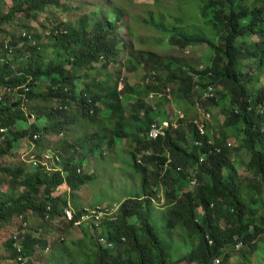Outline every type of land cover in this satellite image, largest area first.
Wrapping results in <instances>:
<instances>
[{
    "label": "trees",
    "instance_id": "obj_1",
    "mask_svg": "<svg viewBox=\"0 0 264 264\" xmlns=\"http://www.w3.org/2000/svg\"><path fill=\"white\" fill-rule=\"evenodd\" d=\"M11 1L6 12L0 6V25L22 12L35 18L44 6L61 5L60 0ZM123 13L111 10V17H104L98 8L68 29L56 21L48 22L47 28L42 24L51 38L49 45L29 46L30 54L19 48L30 35L24 32L25 38L17 39L0 28L4 35L0 38V187L6 180L10 185L7 190L0 188V222L17 217L21 230L6 243L12 258L19 264V257L25 264H34L37 248L51 249L45 235L30 231L29 215L42 220L46 230L71 235L73 223L59 221V217L66 207L71 206L77 214L85 209L68 201L69 193L83 181L78 171L85 161L74 156L64 161L61 152L49 149L43 139L44 134L66 131L65 124L76 118L99 124L105 132L97 144L100 153L103 145L111 148L116 139L135 141L133 167L143 175L144 195L126 199L118 218L103 222L101 235L83 227L80 239L64 242V236L60 237V244L51 249L52 260L59 264H177L171 253L172 241L161 236L163 231L176 229L181 231L183 245H189L184 260L190 264H216L217 257H222L218 264H229L228 250L239 242L240 248L247 244L253 251L260 249L264 242V0H205L197 18L206 24L193 35L179 31L177 23L171 27L162 21V11L156 20L150 12L147 22L170 34L171 44L185 49L206 43L215 53L210 55V65L196 69L153 52L136 53L134 62L132 52L128 69L135 63L146 67L139 89L125 84L120 90L119 81L114 82L108 72L117 65L121 51L129 47L116 37ZM24 28L28 29L27 23ZM252 65L255 75L251 77L245 71ZM100 72H104L101 79L97 77ZM170 83L177 89L169 87ZM210 86L216 94L206 98ZM195 88L198 101H203L201 118L186 122L190 108L182 112L179 122L171 116L167 119L168 107L175 99L179 104L196 105ZM53 100L58 102L56 108H47L46 103ZM131 100V114L126 118L124 102ZM72 103L77 114L69 116L67 109ZM221 108L224 126L213 130V115ZM161 118L167 119L170 127L166 137L153 141L150 128L162 123ZM232 137L236 145L229 142ZM68 147L74 148L73 144ZM29 150L35 158L27 166L1 162ZM144 151L150 155L145 162L155 168L152 181L156 189L148 168L136 162V153ZM45 154L58 159L60 170H50L52 160L42 158ZM241 168L248 173L247 183L240 177ZM161 189L168 208L164 227L150 220L153 200ZM111 243L114 245L109 246ZM124 244L122 252L114 249Z\"/></svg>",
    "mask_w": 264,
    "mask_h": 264
},
{
    "label": "rangeland",
    "instance_id": "obj_2",
    "mask_svg": "<svg viewBox=\"0 0 264 264\" xmlns=\"http://www.w3.org/2000/svg\"><path fill=\"white\" fill-rule=\"evenodd\" d=\"M8 1L9 2H7V0H0V6L5 12L8 11L13 4L11 0ZM204 1L205 0H60L61 5L59 7L44 6L35 18L28 17L23 12L19 13L14 19L10 20L9 23L0 25V28L2 33L14 34L17 39L20 37L25 38L24 32L30 35L31 38H27L26 45H24V43L19 45V48L26 52L25 54H30L28 50L29 46H34L35 44H43L44 46L49 45L51 38L48 36V30L46 28L49 26L48 22L50 21L59 22L65 29H68L69 25H75L80 18L84 16L87 17L88 14L95 12L98 8H101L104 17H111L109 14L111 10H117L119 12L122 10L124 13L118 23L119 29L116 37L118 40L127 43L129 47L121 51L117 58V65L110 68L108 72L113 74L114 82L116 80L119 81L118 85L121 82L124 86L125 84H129L131 87L139 89L140 85L142 86V84H144L143 77L146 67L145 64L138 65L135 63V67H133L132 70L128 69L129 61L131 60L129 59V55L132 52L135 53L134 62H136V53L153 52L159 55L160 58L175 59L181 65H186L191 68L202 69L211 64L210 55L215 52L208 44L195 43L189 45L185 49L178 48L171 44L170 34L165 33L161 28L155 26L154 22H147L150 17V12L153 13L156 20V17L161 16L159 12L162 11L165 17L161 16V19L169 26L173 27L177 23L178 29L181 32H186L191 35L199 33L201 32L203 23L206 24L203 18H199L200 20L197 18L199 7ZM187 2L191 4L188 5ZM25 23L28 24V29L24 28ZM42 24H45L46 28L43 27ZM207 26L213 28L211 25ZM207 31L209 32L208 29ZM2 33L0 32V38L4 36ZM5 40L9 42L10 38L7 37ZM252 40L256 41L258 38H252ZM248 42L250 41L248 40ZM47 51L50 52L49 49ZM43 52L46 55L45 50ZM10 59L12 60V57H10ZM253 66L254 65L249 66L245 71V73L251 77L255 75ZM157 72L160 73V71ZM103 73L104 72H100L97 77L101 79ZM169 87L177 89L176 85L173 83H170ZM175 95L176 93H174V98H176ZM192 95L195 96L193 100L196 105L187 102V105H183V102H181L180 105L175 99L174 103L170 104L168 107L167 119H170L169 117L171 116L172 121L179 122L183 114L182 112L186 109L190 110V108L191 112L186 122H192L197 118L200 119L202 112L201 108H204V106L203 101H198L200 99L198 88L193 90ZM133 100L129 103L126 101L124 102L126 107V118L131 114L130 105L134 103ZM57 105L58 102L55 100L46 103V107L49 109L56 108ZM76 108V104L72 103V107L67 109V115H76ZM202 116L204 117V115ZM162 118V121L167 120ZM33 120L32 118L31 121ZM105 122L109 126L108 121L105 120ZM224 122V108L217 109L213 115V125L216 126L213 130H216L215 128H223ZM107 124L105 126H107ZM219 125H221V127H218ZM65 128L66 131L59 134H44L43 139L49 146V149L56 148L58 152H61V158L63 157L62 159L64 161L71 158V156L85 161V166L80 169L82 171H78V173H81L80 177H82L80 179L83 181H80V186L75 192L70 191L71 193L68 195V201L73 207L78 205L81 208H109L113 213V217L111 218L116 220L119 216L121 205L126 199L133 195H144L143 175L137 173L133 167L135 160H132V156L137 147L135 141L132 138L128 140L116 139L115 145L111 148L103 145L101 148L102 152L100 153L97 144L99 143V137H103L105 132L101 130L99 124H90L82 118H76L75 122L72 121L69 124H65ZM128 130L132 132V129ZM94 134H96V136H93ZM90 136L92 137L90 138ZM229 142L232 143V145L237 144L234 137H232ZM71 144L74 146L72 150L68 147ZM63 148L66 150H63ZM51 154L53 153L51 152ZM136 154V162L141 166L147 167L150 171V180L153 186L154 183L152 180L154 175L152 173L155 172V168L148 166L145 162L146 156L150 155L145 151L141 154L139 152ZM45 155L42 158H45ZM32 158L35 157L31 156V151L29 150L22 153L20 157L15 153L9 161L2 160L1 162L15 167L21 166V164L27 166V163H30ZM50 164V170H60L61 168L56 160H52ZM239 172L241 179H243L244 183H247V177H249L248 173L243 168H241ZM153 187L156 189L155 186ZM0 188L2 190L10 188L9 180H6ZM163 191L164 190L161 189V191L158 192V199L153 200V206L150 211L151 222L160 227H164L166 224V210L168 209L165 205ZM244 195L247 196L245 192ZM262 200V203H264V190ZM70 208L72 207L70 206ZM104 218L99 220L95 219L92 223H86L85 226H74V228H72L74 229V233L71 231L73 234L69 235L67 231L54 232L52 226V231L46 230L42 228L40 224L42 220L39 221V218L29 215V221L31 223L29 229L36 235H45L47 237L46 240H48V245H51L52 249L55 244H60L59 238L62 236L65 238L64 242H68L71 239H80V232L83 227L92 228L91 231H93L94 234L101 235L103 231L102 225L106 220ZM19 224L20 219L17 217L8 223L0 222V264H19L17 259L15 260L12 258V252L7 248L6 244L13 235H17L20 230L18 229ZM180 234V229H176L173 232H161L163 238L172 241L171 253H173V260L175 263L190 264L184 260V256L190 253L189 245H183L179 239ZM125 247L124 244L114 249L120 253ZM51 249L43 251L37 248L35 256L33 257L34 264H59L57 261L51 259ZM228 253L229 257L227 261L229 264H264V242H261L260 249L256 251H253L246 244L240 249L236 247L230 248ZM68 260L72 259L69 258ZM220 260H222V257Z\"/></svg>",
    "mask_w": 264,
    "mask_h": 264
},
{
    "label": "built area",
    "instance_id": "obj_3",
    "mask_svg": "<svg viewBox=\"0 0 264 264\" xmlns=\"http://www.w3.org/2000/svg\"><path fill=\"white\" fill-rule=\"evenodd\" d=\"M209 90V93L207 96H205L206 98L207 97H214L215 96V88L210 86L208 88ZM166 92L169 93L170 92V88L168 87L166 89ZM154 96L153 94L150 96V99H153ZM206 115L207 118H210V114H208L207 112L204 113ZM201 131H202V134L205 133V126L203 123H199L198 124ZM170 127V122L168 120H164L162 123H154L150 130V138L153 140V141H158L164 137H166L167 135V129ZM46 160L48 161H51V160H56L58 162V159H54L52 155H45V158ZM204 160V159H203ZM202 160V161H203ZM105 217V218H104ZM111 217H113V213H112V210L109 209V208H85L84 210L81 211L80 214H77V212L73 209V208H70V207H66L64 210H63V214L59 217V221H64L66 223H73V228L74 226L75 227H80L82 225H86V223H89V222H93L95 219H110V220H113ZM96 228V227H94ZM101 242L104 241L103 238L100 239ZM210 243H212V240L210 239ZM110 246L113 245V243L109 244ZM242 243L239 242L236 246L237 249H239L241 247ZM19 261L22 262V264H25L26 261L22 258V257H19ZM216 264H218L220 262V259L217 257L215 258V261H214Z\"/></svg>",
    "mask_w": 264,
    "mask_h": 264
},
{
    "label": "clouds",
    "instance_id": "obj_4",
    "mask_svg": "<svg viewBox=\"0 0 264 264\" xmlns=\"http://www.w3.org/2000/svg\"><path fill=\"white\" fill-rule=\"evenodd\" d=\"M118 86H119V89H120V90H123V88H124V85H123L121 82L119 83V85H118Z\"/></svg>",
    "mask_w": 264,
    "mask_h": 264
}]
</instances>
